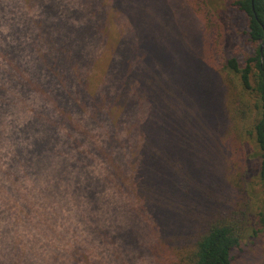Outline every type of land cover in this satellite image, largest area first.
<instances>
[{"label": "rangeland", "instance_id": "374dc122", "mask_svg": "<svg viewBox=\"0 0 264 264\" xmlns=\"http://www.w3.org/2000/svg\"><path fill=\"white\" fill-rule=\"evenodd\" d=\"M75 1L86 9V14H80L84 20L80 36L63 40L51 35L48 45L56 47L54 54L60 61H55L56 68L69 74L72 64L60 60L59 55L88 42L84 49L94 56L97 74L84 79L83 88L76 78L72 88L78 99L83 100L81 90L90 97L100 95L104 117L128 122L135 138L127 145V160L117 155L119 174L127 177L133 190L138 188L119 216L110 213L112 197L105 190L107 206L97 214L106 225L96 223V227L82 216L88 221L84 225L63 216L65 221L61 218L55 225L58 234L49 236V227H42L36 234L38 242L28 243L40 255L23 241L33 233L23 237L24 231L12 225L15 235L8 241L11 225L3 224L0 237L6 243L0 244V264H187L193 241L210 220L204 209L213 210L216 204L230 210L242 202L245 189L251 202L248 228L240 246L231 253V264H264V227L257 224L263 200L257 172L264 152L254 134L255 125L263 118L262 103L254 93L243 92L238 86L246 102L244 120L240 123L239 117L228 113L234 96H228L229 83L218 72L203 13L196 12L193 0ZM233 1L206 3L225 27L226 57L235 58L242 68L254 56L256 46L248 40L246 16L232 6ZM68 16L74 17L71 12ZM0 32L6 33V26L0 24ZM29 41L32 46L36 42L33 37ZM14 69L22 74L24 67ZM32 79L39 82L37 77ZM118 132L124 135L123 129ZM92 135L94 141L99 142L98 136L101 141L99 129ZM3 153L0 148V156ZM171 161L180 173L179 180L195 191L191 207L184 202L175 207L176 195L171 199L170 190L165 189L169 184H161L163 196L156 190L157 178L163 176L170 183ZM158 194L161 198H156ZM153 197L162 217L146 202ZM3 213L0 203V216ZM141 215L153 220L140 219ZM97 235L101 255H86L84 248L77 249L82 239ZM153 243H161V255L146 253ZM138 245L145 246L142 252L137 251Z\"/></svg>", "mask_w": 264, "mask_h": 264}, {"label": "trees", "instance_id": "16d2710c", "mask_svg": "<svg viewBox=\"0 0 264 264\" xmlns=\"http://www.w3.org/2000/svg\"><path fill=\"white\" fill-rule=\"evenodd\" d=\"M193 4L196 12L204 15L205 26L212 36L213 53L218 59V72L229 83L228 96H234V104L229 106L228 113L233 112V118L239 117L240 123L244 120L246 102L241 99V90L254 93L262 103L263 118L255 125L254 134L259 149L264 152V0L232 2V6L246 16L248 40L256 46L254 56L248 58L242 68L235 58L226 57L225 27L206 0H193ZM68 12L74 17L69 18ZM81 13L86 14V9L75 0H0V24L7 28L6 33L0 32V148L5 151L0 156V203L4 205L0 230L4 228L3 224L11 225L8 241L15 235L12 225L16 224L24 231L23 237L33 233L30 239L25 241L23 238L27 245L38 242L36 234L42 227H49V236L58 234L55 225L63 216L84 225L88 221L96 227L101 223L106 225L97 214L99 209L107 206L105 190L112 197L108 203L110 213L115 211L113 213L119 216L126 200L132 198L138 188L133 190L127 177L119 174L121 164L117 155L124 158L127 145L135 138L127 128L128 122L104 117L106 109L102 107L100 95L90 97L81 90L82 100L72 88L76 78L81 80L79 86L82 87L85 86L84 79L97 74L92 65L94 56L84 49L88 42L59 55L60 60L72 64L69 74H61L56 68L55 61L60 62L54 54L56 47L48 45L51 35L63 40L78 38L84 21ZM32 37L36 41L33 46L29 41ZM20 67H24L22 74H16L14 68ZM35 77L39 80L37 84L32 79ZM235 77H238L237 83ZM139 85L145 86L144 83ZM146 90L150 94L151 89ZM68 105L72 107L69 111ZM65 109L67 113H64ZM96 129L101 131L99 142L93 140L92 133ZM120 129L124 130V135L118 132ZM171 163L173 176L169 177L170 183L163 176L159 177L155 181L156 190L163 196L161 184H169L165 189L170 190L168 196L171 199L176 195L175 207L183 202L191 207L196 199L195 191L186 181L179 180L180 173ZM257 177L263 196L257 224L264 227V159ZM242 191V202L230 210L216 204L213 210L204 209L209 212L210 220L193 241L187 264H231V253L244 238L251 209L248 191ZM153 199L146 202L162 217L164 214L159 212L157 200ZM82 216L88 221H83ZM150 217L139 216L152 221L153 217ZM3 240L0 237L2 247L6 243ZM80 243L83 244H79V251L84 248L86 255H101L98 252L99 235L82 239ZM157 244L153 243L146 253L161 255L162 245ZM28 247L40 255L35 246ZM135 247L139 252L145 248L142 245ZM72 264H81V261Z\"/></svg>", "mask_w": 264, "mask_h": 264}, {"label": "water", "instance_id": "95a60500", "mask_svg": "<svg viewBox=\"0 0 264 264\" xmlns=\"http://www.w3.org/2000/svg\"><path fill=\"white\" fill-rule=\"evenodd\" d=\"M262 51V47H261V49H260V52ZM263 61V59H262V57H261V62ZM263 159H264V157H263Z\"/></svg>", "mask_w": 264, "mask_h": 264}]
</instances>
